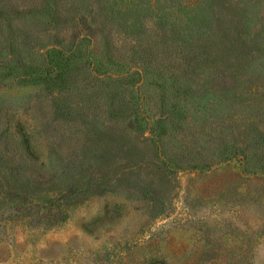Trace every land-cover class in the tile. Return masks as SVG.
<instances>
[{
	"label": "rangeland",
	"instance_id": "1",
	"mask_svg": "<svg viewBox=\"0 0 264 264\" xmlns=\"http://www.w3.org/2000/svg\"><path fill=\"white\" fill-rule=\"evenodd\" d=\"M0 264H264V0H0Z\"/></svg>",
	"mask_w": 264,
	"mask_h": 264
}]
</instances>
